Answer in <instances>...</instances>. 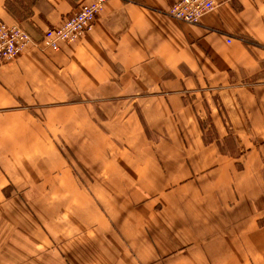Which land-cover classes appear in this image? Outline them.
I'll list each match as a JSON object with an SVG mask.
<instances>
[{
	"label": "crops",
	"instance_id": "crops-1",
	"mask_svg": "<svg viewBox=\"0 0 264 264\" xmlns=\"http://www.w3.org/2000/svg\"><path fill=\"white\" fill-rule=\"evenodd\" d=\"M89 1L0 0V264H264V0Z\"/></svg>",
	"mask_w": 264,
	"mask_h": 264
},
{
	"label": "built area",
	"instance_id": "built-area-1",
	"mask_svg": "<svg viewBox=\"0 0 264 264\" xmlns=\"http://www.w3.org/2000/svg\"><path fill=\"white\" fill-rule=\"evenodd\" d=\"M105 2L90 0L75 8L59 24L47 28L43 34L45 47L58 50L61 43L80 40L93 27ZM215 7L213 0H177L169 6L166 14L175 21L195 24ZM32 44L31 37L21 26L8 25L0 20V64L17 58Z\"/></svg>",
	"mask_w": 264,
	"mask_h": 264
},
{
	"label": "rangeland",
	"instance_id": "rangeland-1",
	"mask_svg": "<svg viewBox=\"0 0 264 264\" xmlns=\"http://www.w3.org/2000/svg\"><path fill=\"white\" fill-rule=\"evenodd\" d=\"M63 147H68V146H64L63 145ZM63 152H64V150H63ZM71 153V152H70ZM73 153V152H72ZM73 162H74V160H73ZM77 168H78V171H79V173L81 174L82 172H83V169H84V167L78 162V164H77ZM85 178V177H84ZM78 180H79V182H81V178L80 177H78Z\"/></svg>",
	"mask_w": 264,
	"mask_h": 264
}]
</instances>
